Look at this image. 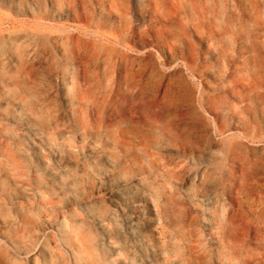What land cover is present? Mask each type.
Returning a JSON list of instances; mask_svg holds the SVG:
<instances>
[{"label":"rangeland","instance_id":"1","mask_svg":"<svg viewBox=\"0 0 264 264\" xmlns=\"http://www.w3.org/2000/svg\"><path fill=\"white\" fill-rule=\"evenodd\" d=\"M0 264H264V0H0Z\"/></svg>","mask_w":264,"mask_h":264},{"label":"bare ground","instance_id":"2","mask_svg":"<svg viewBox=\"0 0 264 264\" xmlns=\"http://www.w3.org/2000/svg\"><path fill=\"white\" fill-rule=\"evenodd\" d=\"M179 3V2H178ZM206 8V7H205ZM198 12V11H197ZM202 13V12H201ZM204 13V12H203ZM211 16V15H210Z\"/></svg>","mask_w":264,"mask_h":264}]
</instances>
